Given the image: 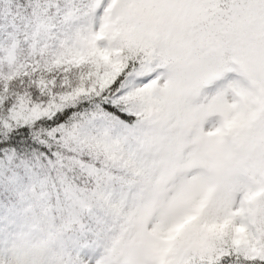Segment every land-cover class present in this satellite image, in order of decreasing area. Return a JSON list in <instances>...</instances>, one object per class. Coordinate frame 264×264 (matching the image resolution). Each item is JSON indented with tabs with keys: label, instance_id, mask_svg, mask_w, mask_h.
Instances as JSON below:
<instances>
[{
	"label": "snow or ice",
	"instance_id": "obj_1",
	"mask_svg": "<svg viewBox=\"0 0 264 264\" xmlns=\"http://www.w3.org/2000/svg\"><path fill=\"white\" fill-rule=\"evenodd\" d=\"M0 264H264V0H0Z\"/></svg>",
	"mask_w": 264,
	"mask_h": 264
}]
</instances>
